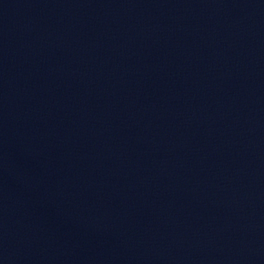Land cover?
I'll use <instances>...</instances> for the list:
<instances>
[{
    "label": "water",
    "instance_id": "obj_1",
    "mask_svg": "<svg viewBox=\"0 0 264 264\" xmlns=\"http://www.w3.org/2000/svg\"><path fill=\"white\" fill-rule=\"evenodd\" d=\"M0 264H264V0H0Z\"/></svg>",
    "mask_w": 264,
    "mask_h": 264
}]
</instances>
